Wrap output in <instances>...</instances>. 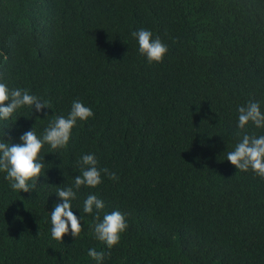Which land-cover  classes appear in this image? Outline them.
Listing matches in <instances>:
<instances>
[{
  "label": "trees",
  "instance_id": "1",
  "mask_svg": "<svg viewBox=\"0 0 264 264\" xmlns=\"http://www.w3.org/2000/svg\"><path fill=\"white\" fill-rule=\"evenodd\" d=\"M139 28L167 45L162 61L138 53ZM0 78L51 107L0 122L9 143L30 127L39 136L75 99L93 112L66 148L43 145L31 192L0 172V264H96L89 248L103 264H264V178L226 159L238 106L264 111V0H0ZM89 152L118 179L82 185L81 234L55 240L54 192ZM89 193L105 203L99 217L82 211ZM113 209L128 227L109 250L91 226Z\"/></svg>",
  "mask_w": 264,
  "mask_h": 264
},
{
  "label": "clouds",
  "instance_id": "2",
  "mask_svg": "<svg viewBox=\"0 0 264 264\" xmlns=\"http://www.w3.org/2000/svg\"><path fill=\"white\" fill-rule=\"evenodd\" d=\"M138 45V53L145 57L148 63L160 62L167 52V45L159 36L147 28H139L131 33ZM27 107L31 115L44 112L50 107V101L43 99L29 90L21 87L10 88L3 78H0V122H9L13 114L19 109ZM236 133L238 139L231 151L226 153V159L240 171L251 170L255 175L264 178V134H254L246 129L249 124L256 129H264V111L261 110L260 101L249 100L237 108ZM30 115V116H31ZM93 116L92 109L81 100L72 101L67 115H57L49 121L47 127L38 136L33 127L19 135V142L9 143L0 139V172L9 181L14 191L31 192L44 167L40 156L44 144L51 149L66 148L73 127L78 121H87ZM40 117L39 115L36 116ZM15 122L12 121V123ZM6 134V133H5ZM80 174L76 175L72 184L57 188L54 192L57 199L50 210V235L53 239L63 241L65 235H70L74 240L80 236L83 216H77L73 209L72 201L76 199L77 190L83 185L95 188L102 182L101 173L113 180L118 176L108 168L97 167L98 161L94 153H84L78 160ZM105 203L95 193H89L82 202L83 213L99 217L100 210ZM19 216V206L17 210ZM128 227L126 214L119 209L105 212L102 219H96L91 226L94 239L102 242L107 249H112L120 241L121 234ZM87 255L103 264L105 251L89 248Z\"/></svg>",
  "mask_w": 264,
  "mask_h": 264
}]
</instances>
